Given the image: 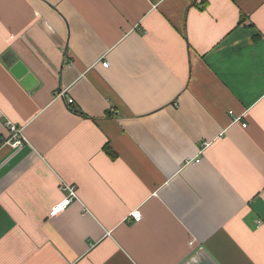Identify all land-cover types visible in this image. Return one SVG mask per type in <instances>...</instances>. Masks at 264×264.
I'll return each instance as SVG.
<instances>
[{"label": "crops", "instance_id": "1", "mask_svg": "<svg viewBox=\"0 0 264 264\" xmlns=\"http://www.w3.org/2000/svg\"><path fill=\"white\" fill-rule=\"evenodd\" d=\"M5 120L0 264H264V0H0Z\"/></svg>", "mask_w": 264, "mask_h": 264}, {"label": "built area", "instance_id": "2", "mask_svg": "<svg viewBox=\"0 0 264 264\" xmlns=\"http://www.w3.org/2000/svg\"><path fill=\"white\" fill-rule=\"evenodd\" d=\"M101 64L103 67H107L109 65L107 61H102ZM242 125L245 126L246 124L242 123ZM5 126L8 128L9 135L6 137L0 136V146L9 145L12 148H22L25 143H27V140L23 135L22 127L15 125L9 120H5ZM196 161L198 162L199 160L197 159ZM61 189L66 194L64 198L49 212L50 216H54L77 200V194L74 185L62 182ZM128 217L133 219L134 221H139L141 215L137 210H133L132 212H130Z\"/></svg>", "mask_w": 264, "mask_h": 264}, {"label": "water", "instance_id": "3", "mask_svg": "<svg viewBox=\"0 0 264 264\" xmlns=\"http://www.w3.org/2000/svg\"><path fill=\"white\" fill-rule=\"evenodd\" d=\"M13 72L16 76L21 77V82L27 87L31 88L35 83L36 80L32 76L31 73H29L26 68L21 64L17 63L12 67Z\"/></svg>", "mask_w": 264, "mask_h": 264}, {"label": "trees", "instance_id": "4", "mask_svg": "<svg viewBox=\"0 0 264 264\" xmlns=\"http://www.w3.org/2000/svg\"><path fill=\"white\" fill-rule=\"evenodd\" d=\"M112 155V153H110Z\"/></svg>", "mask_w": 264, "mask_h": 264}]
</instances>
